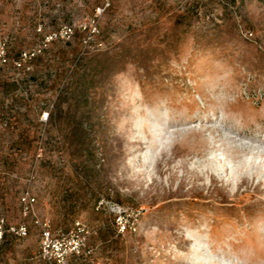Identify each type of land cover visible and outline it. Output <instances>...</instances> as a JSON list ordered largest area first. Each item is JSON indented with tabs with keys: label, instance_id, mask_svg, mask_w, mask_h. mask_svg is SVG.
Masks as SVG:
<instances>
[{
	"label": "rangeland",
	"instance_id": "rangeland-1",
	"mask_svg": "<svg viewBox=\"0 0 264 264\" xmlns=\"http://www.w3.org/2000/svg\"><path fill=\"white\" fill-rule=\"evenodd\" d=\"M1 73L0 264H264V0H0Z\"/></svg>",
	"mask_w": 264,
	"mask_h": 264
},
{
	"label": "trees",
	"instance_id": "trees-1",
	"mask_svg": "<svg viewBox=\"0 0 264 264\" xmlns=\"http://www.w3.org/2000/svg\"><path fill=\"white\" fill-rule=\"evenodd\" d=\"M156 2H159L160 0H154ZM109 8L106 7L104 9V11L108 10ZM177 16L179 19H183L185 18V11L183 12H177ZM58 22H51L49 24L46 25V27H52V29L56 28L58 26ZM99 29V32H103V28L100 26L99 28H97L95 31H97ZM72 30V29H71ZM92 26H90L89 24H85L82 26L77 27L73 34L75 35V37L78 40L77 46L76 47H82L81 45H83V41L86 39L87 36L91 35L92 33ZM95 31L93 33H95ZM98 32V33H99ZM44 44H47V42H43ZM28 52L25 53V57L22 56V54L24 53V51L22 49H20L18 51L17 57L16 59H24L25 63L23 64V68L26 69L28 68L30 65H33L34 63H36L39 59H41L44 56V53L46 52V50H44V52L42 53V50L40 49V52H37V50H34L33 48V44H29L27 46ZM118 53V52H117ZM117 53H113L111 56H109L107 59H98L97 55H92V56H87V54L82 55V57L79 59V62H77V64L75 65L73 71L75 72V75H79V77L81 78H91L94 81L95 78L98 76V72L100 73L101 71H106L107 70V74L110 75L115 72V66L117 65V61L116 58L118 56ZM106 61V62H103ZM82 62H85L87 64H90V66H85L84 70H82ZM103 62V63H102ZM107 64V65H106ZM22 65V64H21ZM90 75V76H89ZM90 81V82H91ZM17 85V80L15 79H10L7 76H4L3 73L0 74V93L4 94L7 93L9 88L12 86H16ZM84 99H89L90 93H89V87L87 86L85 88V90H83L80 94ZM39 118V117H38ZM48 118L50 119V121L52 122L55 119V112L53 110H51L48 113ZM32 141V140H31ZM31 143V142H30ZM31 148L33 149V147L31 146ZM35 200V199H34ZM36 221L37 219H35V217L33 216V213L30 212L28 214H26L25 218L23 219V224L24 226L28 229V230H32V228H34L36 226ZM74 226H69V225H62L60 227V232L63 234V236L69 235L71 231L74 230L73 228ZM4 236V239H6L8 237V234H2L1 238ZM72 254L76 257L79 256L76 254V252H72ZM42 262L44 264H63L60 261V258H58L55 255H45L42 257ZM69 264V263H68Z\"/></svg>",
	"mask_w": 264,
	"mask_h": 264
},
{
	"label": "bare ground",
	"instance_id": "bare-ground-1",
	"mask_svg": "<svg viewBox=\"0 0 264 264\" xmlns=\"http://www.w3.org/2000/svg\"><path fill=\"white\" fill-rule=\"evenodd\" d=\"M209 257L208 258H210V259H213V257L215 256V255H208ZM213 256V257H212ZM197 261V260H196Z\"/></svg>",
	"mask_w": 264,
	"mask_h": 264
}]
</instances>
